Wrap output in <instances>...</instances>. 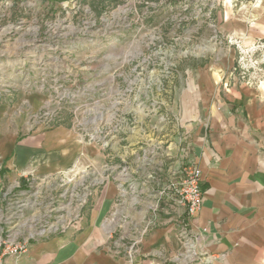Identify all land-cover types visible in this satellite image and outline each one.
Masks as SVG:
<instances>
[{"label":"rangeland","instance_id":"374dc122","mask_svg":"<svg viewBox=\"0 0 264 264\" xmlns=\"http://www.w3.org/2000/svg\"><path fill=\"white\" fill-rule=\"evenodd\" d=\"M3 1L0 0V73L6 57L13 59L8 54L22 49L21 42H16L30 38L37 30L43 38L46 36L44 39L60 44L62 57L69 55L62 41L74 42L78 48L71 55L81 59L88 74L73 83L82 87L81 83L87 82L91 87L85 95L80 93L76 104L79 110L61 111L56 124L64 121L74 127L84 122L95 128L101 120L121 122L138 131L135 133L138 143L143 139L139 146L141 158L151 157V139L169 142L197 103L214 100L216 89L224 95L226 88L243 86L264 94V0H67L61 9L51 0H14L9 8ZM243 4H248L250 11L260 5V14L251 16L247 35L239 33L240 29L235 33L227 31L230 27L226 23L245 7ZM20 22L23 25L17 30ZM68 24L74 26L71 36L66 35ZM9 86L0 80V130L2 126H10L20 134V125L27 116L28 121L38 126V114L47 101L45 96L28 95L14 89L16 86ZM36 94L43 97V102L38 110H31L29 97ZM53 98L50 106L56 105L57 97ZM113 130L115 134L118 128ZM125 142L128 150L129 141ZM93 147L88 165L74 163L59 175L66 176L67 172L70 178L82 169H89L90 182L96 176L93 169L102 170L98 145ZM104 152L114 154L111 147L104 148ZM107 156L109 165L115 167L114 157ZM122 164L129 167L130 162ZM8 171L0 169V240L18 239V231H22L27 220H32L33 227L40 230V217L51 225L58 222L56 216L68 215L62 197L65 190L58 185L61 178L56 176L36 186L35 175L28 173L13 179ZM74 179L69 185H79L80 178ZM158 179L155 177V182ZM24 189L27 192L22 195ZM37 192L43 195L35 199ZM7 194L11 197H6ZM99 195L93 194L89 210ZM49 202L58 214L46 218V212L52 210ZM17 261L8 258L5 264Z\"/></svg>","mask_w":264,"mask_h":264},{"label":"crops","instance_id":"0c3cea01","mask_svg":"<svg viewBox=\"0 0 264 264\" xmlns=\"http://www.w3.org/2000/svg\"><path fill=\"white\" fill-rule=\"evenodd\" d=\"M64 1L51 0L60 9ZM243 6L226 23L230 27L227 31L240 29L239 33H246L251 16L261 12L260 5L253 11L248 4ZM223 92L221 95L216 89L212 102L194 105L193 113L185 116L169 142L151 139V157L141 158L139 146L143 139L138 143V131L116 122L118 131L111 145L114 154L107 155L113 156L117 165L130 162L132 185L123 180L127 185L123 192L122 184L110 181L97 191L100 195L93 208L89 210L88 205L84 209L82 231L36 243L16 264H129L125 256L113 255L115 245L109 242L106 231L112 219L116 225L130 221L137 231L152 223L134 264H176L173 259L180 242L171 233L176 211L170 197L165 198L158 214L151 208L158 199L154 193L179 175L183 165L198 167L203 178L204 201L193 229L207 230L200 244L209 259L194 264H264V94L243 86ZM29 99L31 110L42 105L40 95ZM20 127V134L10 126L0 130V169H8L13 179L28 173L42 181L58 177L74 163H87L95 146L81 141L69 122L50 128L41 122L33 124L27 116ZM97 155L101 169L109 165L99 145ZM155 177L159 178L157 182Z\"/></svg>","mask_w":264,"mask_h":264},{"label":"built area","instance_id":"2783aa9c","mask_svg":"<svg viewBox=\"0 0 264 264\" xmlns=\"http://www.w3.org/2000/svg\"><path fill=\"white\" fill-rule=\"evenodd\" d=\"M13 2L14 0L3 1L7 8L12 7ZM22 25L23 23L20 22L19 26H16L17 30ZM54 28L51 27V29ZM68 30L69 32L66 35L71 36L74 32V26L68 24ZM47 31H50V29H47ZM44 38L37 30L30 38L23 41L18 40L16 43L21 42L22 49L19 51V48H17L15 54H8L13 59L8 60V57H6L7 61L1 65L3 71L0 73V80L7 86L11 85L12 88L16 86L14 89H21L28 95L32 93L44 95L47 101L38 114V119L47 127L52 128L56 125V120L59 118L61 111L75 112L79 110L76 106L78 97H80V93L85 95L91 86L88 87L87 82L81 83L82 87L73 83V80L83 79L88 74L85 73L86 67L82 65L81 59H78V56L74 58L71 55L74 48H78V46H75L74 42L70 40H63L62 42L67 45L66 53L69 52V55L62 57V51L59 50V48H62L60 44H54L53 41ZM57 42H60V39ZM51 43L54 45H51ZM81 46L84 47V44L82 43ZM63 58L67 61H63ZM76 60L79 63L76 64ZM55 96L57 97L56 105L50 106L49 101L54 99ZM115 108L114 105L113 109L115 110ZM102 110H105L104 106ZM99 123L95 128H91L89 124L80 122L78 125H74V129L79 134L81 141L93 145L97 144L102 149L111 147L116 121L101 120ZM102 170L93 169L96 176L90 182L89 169H82L81 172L75 173L70 178L67 172L66 176L59 175L61 182L58 185L65 190L62 197L65 198L64 203H66L64 211L68 215L56 216L58 222L51 225L44 223L42 217L39 218L41 220L40 224L38 223V217L33 219L37 222V225L41 226L40 230L33 227L32 220L24 222L26 224L21 227L22 231H18V239L12 237L13 240H11L8 237L6 240H0V264H5L8 258L21 259L30 252L34 244L40 241L53 236L82 231L84 227V209L89 205L93 194L104 188L110 181L117 180L119 185L122 184L123 192L127 186L122 183L123 180L132 185L129 181V167L125 164L115 165V167L106 164L102 167ZM76 177L80 178L79 185H69V183L74 182ZM41 182L47 181L34 179L36 186L37 184L40 185ZM202 183V173L198 167L194 165L183 166L179 175L161 186L158 192V200L151 208L152 213L158 214L165 203V198L170 197V205L176 211L175 227L171 233L180 242L178 254L173 259L176 264H194L201 261L202 258L209 259L207 253L201 250L200 244L201 235L205 234L207 230L195 231L193 229V221L201 211L204 201ZM26 192L25 189L21 191L22 195ZM9 194L6 197H11ZM42 195L43 192H37L33 197L38 199ZM49 204H52V210L46 212V218L58 214L53 203L49 202ZM0 206L2 207V203ZM46 221L48 220L46 219ZM115 221V219L111 220V222ZM151 224L139 231L134 229L135 225H132L130 221H124L119 225L112 223L110 227L108 224V228H106L107 237L115 241V247L112 249L113 255L117 257L125 256L129 264H134L141 253V245L152 226Z\"/></svg>","mask_w":264,"mask_h":264}]
</instances>
